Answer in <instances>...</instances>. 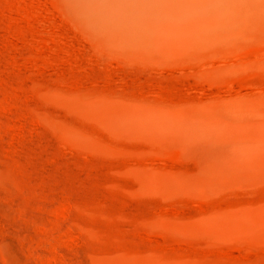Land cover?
Instances as JSON below:
<instances>
[{
	"label": "rangeland",
	"instance_id": "rangeland-1",
	"mask_svg": "<svg viewBox=\"0 0 264 264\" xmlns=\"http://www.w3.org/2000/svg\"><path fill=\"white\" fill-rule=\"evenodd\" d=\"M0 264H264V0H0Z\"/></svg>",
	"mask_w": 264,
	"mask_h": 264
}]
</instances>
